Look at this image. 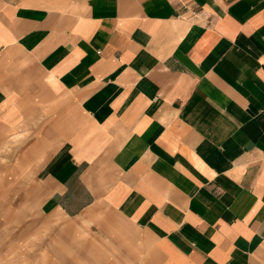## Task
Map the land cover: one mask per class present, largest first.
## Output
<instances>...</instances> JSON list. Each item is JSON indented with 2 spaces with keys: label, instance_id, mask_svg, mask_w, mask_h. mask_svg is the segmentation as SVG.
<instances>
[{
  "label": "crops",
  "instance_id": "obj_1",
  "mask_svg": "<svg viewBox=\"0 0 264 264\" xmlns=\"http://www.w3.org/2000/svg\"><path fill=\"white\" fill-rule=\"evenodd\" d=\"M0 264H264V0H0Z\"/></svg>",
  "mask_w": 264,
  "mask_h": 264
}]
</instances>
